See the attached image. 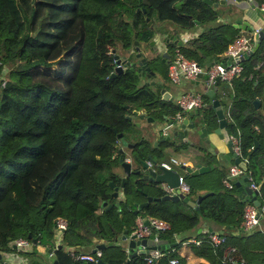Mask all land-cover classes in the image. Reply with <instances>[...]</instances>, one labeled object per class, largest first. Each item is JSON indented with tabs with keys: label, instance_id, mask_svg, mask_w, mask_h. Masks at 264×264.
<instances>
[{
	"label": "trees",
	"instance_id": "16d2710c",
	"mask_svg": "<svg viewBox=\"0 0 264 264\" xmlns=\"http://www.w3.org/2000/svg\"><path fill=\"white\" fill-rule=\"evenodd\" d=\"M148 1L0 0V249L15 251L9 242L24 237L37 240L25 253L31 258L41 247L54 253L50 264L54 260L56 264H95L74 255L91 252L102 240L100 259L123 264L128 253L117 237L124 230L131 234L137 217L151 216L170 224V229L159 233L166 241L160 246L164 255L159 263L176 257L179 264H186L175 249L194 239L200 240L191 244L194 253L207 258L208 264H264V233L241 230L240 217L248 200H240L234 184L232 188L222 184L224 171L217 166L199 175L197 181L187 180V195L192 199L201 185L207 186L204 192H212L201 199L198 210L182 201L153 200L134 213V202L141 201L135 197L143 196L142 191L153 196L161 193L151 192L149 184L134 182L132 176L125 179L120 212L114 204L108 209L107 203L102 205V201L113 199L103 187L108 179L98 173L113 164L112 158L119 164L118 146L123 137L133 144L132 161L148 152L160 153L149 147L148 140L126 138L134 125L133 111L157 116L151 104L166 105L164 110L174 113L177 110L173 102L165 104L152 85L140 84V76H147V71L134 56L135 42L139 51L141 45H149L156 35L155 23L171 16L191 22L218 17L219 8L202 0ZM228 28L233 29L231 35ZM233 37L234 28L221 23L181 45L167 38V52L171 58L177 47L186 57L209 65L225 59L223 51ZM261 43L264 45V38ZM132 52V58L124 62ZM263 56L259 46L243 60L242 73L231 81L232 101L223 128L226 138L238 137L240 158L247 159V171L254 182H262L257 194L260 202H264V121L251 101L256 96L254 83L264 81L259 70ZM117 59L120 71L115 69ZM160 59L164 69L160 77L165 80L169 60L162 54ZM141 70L146 74H140ZM205 115L207 131L216 128L215 110L206 107ZM255 141L258 145L254 148ZM186 146L181 142L175 148ZM198 158L204 163L212 159L208 153ZM214 171L219 173L216 178L210 174ZM145 199L143 196L142 201ZM59 217L67 225L58 242ZM214 223L226 230L240 229L219 233L224 241L214 245L207 234L199 232L209 226L216 233ZM175 235L177 242L171 247ZM144 255L131 258L127 264H144Z\"/></svg>",
	"mask_w": 264,
	"mask_h": 264
},
{
	"label": "water",
	"instance_id": "95a60500",
	"mask_svg": "<svg viewBox=\"0 0 264 264\" xmlns=\"http://www.w3.org/2000/svg\"><path fill=\"white\" fill-rule=\"evenodd\" d=\"M204 3L212 4L214 6L218 4H224L225 0H218V1H212V0H202ZM144 4H149L150 2L148 0H143ZM236 23H241L240 20H236ZM244 28V27H242ZM166 37L169 39L170 42L174 44H181V40L178 39V35H166ZM175 37L178 39L176 40ZM264 38V28L261 29L258 33V39L253 44L251 50L248 52L252 54L259 46L260 41ZM166 40V39H165ZM168 42L166 41L165 45L167 46ZM136 53L134 54L135 57H141V53L139 51V47L136 46ZM246 54V58H247ZM164 59L169 58V53L164 52L162 54ZM117 58V56H115ZM132 58V53H130L126 59H124V62L129 61V59ZM120 60H116V70L120 71L122 70L121 66H119ZM138 63L145 67V70L147 71V77H155L156 74L154 71L150 70L149 66L146 65V59L144 57H141ZM135 64V63H133ZM140 66V67H141ZM139 70L141 68H138ZM112 76L114 74H111ZM149 84L155 86V92L157 95H160L161 99L164 101L171 102L173 100L172 93L169 91H165L164 88H161V84L155 83V81H151ZM217 82L213 84V88L208 89L205 94L210 98V102L207 104V107H211L215 110V113L218 118V126L214 129V132L219 134V136L222 137L221 130L226 125V118L224 117L223 113V107L220 104V101L217 99L215 91L217 88ZM252 104L257 109V111L260 112L259 106L260 101L257 98H254L252 100ZM127 107V106H126ZM133 115L138 116L141 115V118H144V114H139L138 111H134ZM129 120L132 119V116H127ZM164 119L168 121L166 125L158 126L157 128L150 130V140L152 143V147L156 148L157 150H160L159 155L153 152H148L144 158H138L137 161H127L126 158H119V162L124 168V182L127 177L132 176L135 180L134 182H143L146 184H149L151 187H156V191H160V196H153L151 194H148L146 191H142L143 196H145V200L142 202L135 203V208L133 209L134 213H137L139 210H141L143 207L147 206L150 202L153 200L159 201V200H170L172 202H178L182 201L186 203L188 206L195 208L196 210L199 209V203L201 199L206 197L207 195L211 194L212 192H206L203 194L197 195V197L193 200L191 199L187 194L179 192L178 186V175L180 170H185L190 175H198L203 174L209 170L208 166L202 165L200 161L194 162V164H183L177 165V167H172L170 169L164 167L162 165V162L166 160L167 150L164 147L172 146L173 149L175 148V145L180 144L181 142L187 143L188 146H202V142L205 139L207 135V127L203 123V120L205 121L206 118L204 114L196 109L189 110L182 118H176L172 116L164 115ZM153 120V118H152ZM207 123V120H206ZM138 124V123H137ZM161 130V132H160ZM163 131V132H162ZM161 133V135H160ZM121 136V133L118 134ZM160 135V136H159ZM200 140V141H198ZM124 141V145L126 144L127 147L132 148V143H127L126 140ZM164 143H169V145H163ZM258 145V143L254 142V148ZM186 147V148H187ZM184 148H179V150ZM234 162L242 169L246 170V162L243 161L239 156L233 153ZM234 185L237 188V192L239 195V198L241 201L244 202L245 196L259 208L260 201L257 198V191L252 190L249 187L248 178L245 173H242L237 179H233ZM123 183V180H122ZM262 185V182L258 185V189H260ZM174 188V189H173ZM113 197L117 196L116 190L112 194ZM103 204L106 203V201L102 202ZM102 204V205H103ZM111 204L107 206L109 208ZM115 206L117 207L118 211L120 212V202L116 201ZM146 222V220H145ZM118 240H122L123 243L125 241L126 244V250L128 252V256L126 259V262L123 264H127L128 261L137 256L146 254L149 249V246L147 245V239L146 238H137L134 233L127 234L126 230L123 231L121 235L117 237ZM32 242L34 244L37 243L36 239H32ZM104 247L103 243L96 244L95 248L92 250V252H95L97 249H101ZM159 247L157 245L152 246V248ZM47 251V250H46ZM50 252V250H48ZM54 264H56V260H54ZM97 264H108L101 259H98Z\"/></svg>",
	"mask_w": 264,
	"mask_h": 264
},
{
	"label": "crops",
	"instance_id": "0c3cea01",
	"mask_svg": "<svg viewBox=\"0 0 264 264\" xmlns=\"http://www.w3.org/2000/svg\"><path fill=\"white\" fill-rule=\"evenodd\" d=\"M212 1L214 2V1H218V0H212ZM174 2H177V1L174 0ZM258 4L259 3L256 0H225L224 4H218L216 6L211 4V6H213V8H215V9L219 8L218 17L216 18L217 23L214 25L221 24V23H228L229 25H231L234 28L236 36L241 35V34H246V32L249 33L253 29H255L256 27H259V29L261 30L264 28V12H261L259 10ZM172 17L173 16H171L170 19L160 20L157 23H155L157 26V27H155V30H156L155 39L156 40H159V38L161 39V42H160L162 44L161 54H163L164 52H167L168 46L165 45V43H166L165 39H167V37H165V36L167 34L168 35H175V36L178 35V39L181 40V44H183L185 41H187L191 37H193V38L196 37L201 31H203L209 27L214 26L211 24H204V22H200L197 20L191 22V20H189V19L181 18V19L176 20L174 17H173L174 19ZM236 20H240L241 23L237 24ZM205 22H211V21H205ZM163 26H165V27H163ZM242 27H244V28H242ZM228 29L229 30L227 33L229 35H231V33L233 32V29H231V28H228ZM175 39L178 40L176 37H175ZM261 42H262V40L260 41L259 46H261L262 49L264 50V45H262ZM181 44L177 43L176 45H181ZM226 48L223 51L224 55H225ZM176 49H179V48L176 47L173 49V53H172L173 55H174V51ZM252 54L248 53L247 58H245V59L247 60ZM169 57H170V55H169ZM170 59L171 58H168V60H170ZM259 65H260V67H259ZM259 65H258V67H259L260 72H262V74H264V56H263V59L262 58L260 59ZM253 67H256V62L253 64ZM165 75H166L165 80L160 77L158 80L156 79L155 81L157 83L161 84V88H164L165 91H169L170 93H172L173 100L171 102H173V103H174L176 96L178 94H180L181 92H185V91L189 90V91H193L195 93H199L202 91H199L197 89V87L203 86L204 91L202 93L206 97L207 95L205 94V92L208 89L213 88V84L211 86H207L203 82L204 77H199L196 80H186V81H183L182 83H180L179 85H175L169 80L166 73H165ZM153 78H156V76ZM254 91H255V95H256L255 98H257L260 101V106H259L260 112L258 111V113L262 116V118H260V119H262L264 121V81L255 82L254 83ZM215 94H216L217 99L220 101V104L223 107L224 117L226 118L228 107L232 101V95H233L232 83L231 82H218ZM160 99H161V97H160ZM162 101L165 104L169 103L168 101H164V100H162ZM205 101L208 104L210 102V98L209 97L206 98ZM164 107H166V105H164L162 107V109H160L159 111L153 112V113L157 114V117L162 118L161 120L159 119L160 125H158V126L166 125L168 123V121L166 119H164V115H167L169 117V116H172L174 114V112H170V110H168V111L164 110ZM203 123L206 125L207 124L206 120L205 121L203 120ZM160 132H161V130H160ZM207 132L209 133V131H207ZM221 132H222V138L221 139L218 137L216 139L210 138V140H207L208 146L203 143V145L199 146V147L196 145H194V146L190 145L188 147L186 146L187 148L184 147V149H181V150L173 149L172 146L164 147V148H166V150H167L166 152L168 155L166 156V160L163 162L168 163L173 168L177 167V165H180L181 163L191 165V164H194V162L199 161L198 157L203 156L202 153L206 154V155L208 153V155H210V158L212 157L211 161H209V163L208 162L204 163L201 161V164L208 166L209 170H210V168L212 166H217L218 168L220 167L219 164H216L214 162V160L216 159V157H219L221 155L224 157V160L227 163L226 168H225L226 170H223L224 172L221 173V175H220V177H222L221 178V182H222V179L229 173V167L232 164H234L235 162H234V158H233L234 152L231 149L230 141L228 140V138H226V134H225L226 132L223 129L221 130ZM209 134H213V133H209ZM160 135H161V133H160ZM209 142H211V144H209ZM150 143H151V141H148L149 147L151 146ZM124 158H126V160L129 161V158H127L125 156H124ZM131 161H132V158H131ZM179 173L185 176V180L187 183H188V181L186 179L187 174L189 176L193 177V179H195V180H197L199 178V175H201V174L190 175L185 170H183V171L180 170ZM215 173L217 174V176L219 175L218 172H215ZM239 176H237L235 179H237ZM216 177H214V178H216ZM190 181H192V180H190ZM192 182H194V181H192ZM205 189L207 190L206 184L199 186L197 189V195L206 193V192H204ZM197 195L196 196L193 195V198L195 199L197 197ZM237 195H238V192H237ZM246 200H248L247 196H245L244 201H246ZM106 203H104V204L102 203V204L105 205ZM107 206H108V204H106V209H107ZM138 218L139 217H137L135 219V223H136ZM240 221H241V217H240ZM262 222H264V221H262V219H261L259 221V223H262ZM239 227H240V223H239ZM209 228H210L209 226H203V228L199 229V232L201 231V233H203V234H207L209 232H212ZM212 228H213L212 229L213 231H216V233L219 234V233H223L224 230L225 231H231L232 233H235L241 227L237 228V229L232 228L231 230H226V228L223 225L214 223ZM241 230L243 231L242 228H241ZM254 231H257V230L255 229ZM132 232H134V230ZM243 232H245V231H243ZM253 232H249V234H251ZM262 233H264V232H262ZM188 234L191 235V233H188ZM219 235H221V234H219ZM177 238H178V236L175 235L173 242L170 244L171 247H174V244L177 242ZM195 241H197V243L195 242V244L200 243V240H195ZM192 242H194V239H188V240L184 241L182 244H180L177 247V249H175L177 254H179V257H182L185 260L186 264H201V263L208 264L209 260L207 258L198 256L194 253V250H193L192 245H191ZM100 243H103V241L101 240L98 242V244H100ZM117 243L120 244L126 250L127 246L125 244V241L123 243V241L119 242V240L117 239ZM165 243H166V241H163L161 239L159 241H155L153 238L147 239V245L149 246V248H152V246H155V245L161 246V245H164ZM95 246L96 245H94L91 248V250H90L91 252H78V253H76L74 255L75 258L80 260V258H78V256L80 254L94 255L97 251L100 250V252H101V249H103V248L97 249L95 252H92V250L95 248ZM38 248H40V247H38ZM46 252H49V251H46ZM70 252H74V249L71 248ZM126 252H127V250H126ZM101 254H102V252H101ZM100 256L97 258L96 261H90V262L97 264V261H98V259H100ZM53 259H54V253H53V256L51 257V261ZM36 260H37L36 258H31L29 260V262H30V264H42V263H40L39 260H37V262H38L37 263ZM83 261H85V260H83ZM26 264H28V263H26Z\"/></svg>",
	"mask_w": 264,
	"mask_h": 264
},
{
	"label": "built area",
	"instance_id": "2783aa9c",
	"mask_svg": "<svg viewBox=\"0 0 264 264\" xmlns=\"http://www.w3.org/2000/svg\"><path fill=\"white\" fill-rule=\"evenodd\" d=\"M259 10L264 12V1L258 4ZM259 27H256L251 32L241 34L233 38L227 45L225 50V59L223 61H215L209 65H203L198 63L194 59L186 57L179 49L174 51L173 57L169 60L167 66V76L169 80L179 85L186 80H196L199 77H204L203 82L207 86H211L215 82H231L234 78L238 77L243 71V60L246 58V54L251 50L253 44L258 39ZM177 110L172 117L182 118L189 110L196 109L203 112L207 106V102L204 96L193 91H185L178 94L174 100ZM228 140L231 144V149L237 156L240 155V144L236 135H229ZM240 157V156H239ZM243 161L247 162V159L243 158ZM162 165L168 169L172 168L168 163L162 162ZM245 173L249 187L253 190L258 189V185L252 179V175L247 171L242 170L236 163L229 167V173L222 179V183L227 188L233 187V179L237 176ZM179 192L187 194L190 191V185L186 182L185 176L178 175ZM174 189V188H173ZM259 191H257L258 194ZM264 217V202H260L259 208L249 200L245 203L243 213L241 215L240 227L243 231L249 233L256 229L259 221ZM146 220V222H145ZM67 221L61 217L56 220L57 227V241H60L62 231L66 228ZM170 229V224L162 219L156 217H141L136 221V227L134 233L137 238H153L155 241H159V233ZM208 238L214 244H220L224 241V236L215 232L207 233ZM197 243V241L194 240ZM199 242V241H198ZM9 245L13 247L15 251L28 253L33 247L32 240L24 237H18L9 242ZM101 255L100 250L94 255L80 254L78 258L85 261H96ZM163 251L160 246L151 248L144 255V264H179V260L176 257H171L166 260L165 263H159L163 257ZM48 256L51 258L53 252H48ZM16 257L13 251H4L0 249V264H26V261Z\"/></svg>",
	"mask_w": 264,
	"mask_h": 264
},
{
	"label": "rangeland",
	"instance_id": "374dc122",
	"mask_svg": "<svg viewBox=\"0 0 264 264\" xmlns=\"http://www.w3.org/2000/svg\"><path fill=\"white\" fill-rule=\"evenodd\" d=\"M142 10L144 11V8ZM216 23H217L216 19L211 21V22H204V24H211V25H214ZM155 27H157L156 24H155ZM163 27H165V26H163ZM155 34H156V32H155ZM155 37H154V39H155ZM154 39L149 41V45H146V47H143V45H141L140 52L142 51V54L144 56H146L150 60L149 61V67L151 66L152 71L155 72L156 78H153L152 76H150V79H149V77H147L146 75L145 76L141 75L140 76V84H143V83L149 84L153 80H156V79L158 80L160 78V74H162V71L164 70L163 69V63H162V61L160 59V55H161V51H162L161 50L162 49V44L160 43L161 39L160 38H159V40H156V39L154 40ZM136 46H138V45L135 42L134 49H136ZM132 54H133V52H132ZM149 85H151V84H149ZM152 86L154 87V91H155L156 90L155 86L154 85H152ZM197 89L199 91H202V92L204 91L203 86H199V87H197ZM202 92H200L201 95H203ZM204 99H206L205 96H204ZM124 108H127V107L124 106ZM150 108H152V104L150 105ZM152 112H154V110H152ZM133 113H134V111H133ZM202 113L204 114V116L206 118V115H205L206 114V108H205V110ZM142 114H144V118H141V115H139L138 117H136V116L133 117L134 121L136 120V122H134V125L132 127V131L129 134H127V137H126L127 139H131V140H148L149 141L150 140V130L154 129V128H157L158 125H160L159 122H160V120L162 118H159V117H157V116H155V115H153L151 113L148 114V112H144ZM152 118H153V120H152ZM209 133H213V134H209ZM209 133H207V135L205 137V139H207V140H210V138L216 139L217 137L220 138V139L222 138L221 136H219V134L215 133L214 130H209ZM207 140H204L202 142V144L204 143L205 145H207ZM198 141H200V140H198ZM122 143L124 145V141H122ZM150 144L152 146V143H150ZM209 144H211V142H209ZM113 153H115V151H113ZM132 153H136V152H132ZM115 154H117V153H115ZM202 155H204V154L202 153ZM124 156L129 158V161L131 162V150H130L129 147H127L126 144L124 145ZM112 160H113V164L112 165H108V166L104 167L103 170H100V172L98 173L99 177H104L107 180L112 175L113 171L118 167V164L115 162L116 159L112 158ZM117 162H119V159L117 160ZM214 162L216 164H219L220 170H226L225 168H226L227 163L224 160L223 156L220 155L219 157H216ZM210 174H212L211 175L212 177H216L217 176L215 171L211 172ZM186 177H187V180L190 179L192 181H197V180L193 179V177H191V176L189 177L188 174H187ZM103 187L105 188V191H109L108 182H106ZM156 189H157L156 187H151V186L149 187V190L151 192L156 191ZM255 191H259V189L255 190ZM130 198H131V200H128V202L131 203L132 202V196ZM135 199H140L142 201L143 200V196L135 197ZM134 203H137V202H134ZM115 204H116V202L114 203V205ZM262 221H264V218H262ZM256 230L264 232V222L259 223L256 226ZM150 239H152V238L150 237ZM119 242H122V241L119 240ZM13 253H14L15 257H16L15 260L18 261V258H21V259L25 260L26 263L30 264V262H29V260L31 259L30 256L26 255L23 252H19V251H13ZM33 258H36L42 264H49V262L51 261V258L48 256V252H46L44 250V248H41V247L38 249L37 254L33 255ZM37 260H36V262H37Z\"/></svg>",
	"mask_w": 264,
	"mask_h": 264
},
{
	"label": "flooded vegetation",
	"instance_id": "af4514ba",
	"mask_svg": "<svg viewBox=\"0 0 264 264\" xmlns=\"http://www.w3.org/2000/svg\"><path fill=\"white\" fill-rule=\"evenodd\" d=\"M141 57H139L137 59V61H139ZM146 59H148V58L146 57ZM133 61H135V60H133ZM147 65H149V63H146V66ZM123 68H124V64H123ZM141 72H144V71L141 70L140 71V74H142ZM144 74H146V72H144ZM149 79H150V77H149ZM153 81H155V80H153ZM155 83H156V81H155ZM160 109H162V107H160L159 104H157L156 106L152 107V110H154V111H159ZM139 114H141V113H139ZM134 122H136V120ZM123 140H124V137H123ZM118 149H119L118 150L119 155L117 156V159H119L121 157L124 160V145H123V143H121V145L118 146ZM116 169L113 171L112 175L107 180L108 186H109V193H110V195H111V197L113 199V201L107 202V204L108 205L111 204V206L116 201H119V202H123L124 203V168H123V166L121 165L120 162H119L118 167ZM122 180H123V183H122ZM132 180L134 181L135 178L133 177ZM115 190L117 192V196L116 197H113L112 194H113V192Z\"/></svg>",
	"mask_w": 264,
	"mask_h": 264
},
{
	"label": "clouds",
	"instance_id": "9594fccd",
	"mask_svg": "<svg viewBox=\"0 0 264 264\" xmlns=\"http://www.w3.org/2000/svg\"><path fill=\"white\" fill-rule=\"evenodd\" d=\"M207 107V106H206ZM227 118V117H226Z\"/></svg>",
	"mask_w": 264,
	"mask_h": 264
}]
</instances>
